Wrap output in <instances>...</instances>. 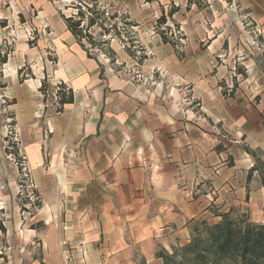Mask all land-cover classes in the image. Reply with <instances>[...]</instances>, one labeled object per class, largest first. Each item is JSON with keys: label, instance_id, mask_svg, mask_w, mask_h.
<instances>
[{"label": "crops", "instance_id": "crops-1", "mask_svg": "<svg viewBox=\"0 0 264 264\" xmlns=\"http://www.w3.org/2000/svg\"><path fill=\"white\" fill-rule=\"evenodd\" d=\"M30 3L44 36L41 69L19 85L36 126L23 153L56 239L42 247L50 261L64 264L60 236L85 264H162L158 249L187 243V223L208 208L264 197L255 173L247 181L256 159L264 165V0H155L160 15L187 5L172 15L181 55L159 34L142 37L134 75L90 54L49 0ZM246 22L260 32L255 53ZM44 81L71 103L46 112Z\"/></svg>", "mask_w": 264, "mask_h": 264}, {"label": "rangeland", "instance_id": "rangeland-1", "mask_svg": "<svg viewBox=\"0 0 264 264\" xmlns=\"http://www.w3.org/2000/svg\"><path fill=\"white\" fill-rule=\"evenodd\" d=\"M49 1L62 20L72 18V22L79 23L82 31L80 41L90 54L113 63L116 69H124L129 75L135 74L146 52L141 38L152 33L160 36L163 33L181 55L183 33L172 16H167L170 7L165 13L161 9L166 20L165 24L158 25L161 15L155 14L158 10L155 0ZM30 2L0 1V60L5 58V63L0 62V264H55L48 259V253L42 252L46 241L52 245L56 239L50 233L47 208H44L34 189L32 174L23 153L33 135L30 129L36 126L27 125L22 117L27 109L23 102L24 87L19 85L32 77L31 72L41 69L36 52L39 50L38 40L44 36L35 21L37 11ZM186 7L182 10L177 8L173 17L184 16ZM91 20L94 25L89 26ZM249 47L252 53L260 51L259 39ZM48 53L52 63V54ZM16 67L19 69L15 73ZM12 80H15L14 85H11ZM58 91L47 83L41 88L40 93L48 101V106L53 104L45 108L46 112L51 113L58 108L53 96ZM257 177L255 173V179ZM255 198L251 206L239 204L233 208L251 220H264V197L256 195ZM230 206L233 205L220 210L226 211ZM202 218H207L209 223L216 221L210 213ZM57 242L65 249L62 254L64 264H85L83 260L87 254L72 253L67 248L68 243L60 236ZM141 263L139 259L138 264Z\"/></svg>", "mask_w": 264, "mask_h": 264}, {"label": "trees", "instance_id": "trees-1", "mask_svg": "<svg viewBox=\"0 0 264 264\" xmlns=\"http://www.w3.org/2000/svg\"><path fill=\"white\" fill-rule=\"evenodd\" d=\"M177 8H171L167 13L171 17ZM166 16L161 14L158 25L165 24ZM68 30L80 41L82 31L79 23L72 22V18L64 19ZM94 25V21H89V26ZM165 42H170L161 33ZM82 46H84L82 44ZM1 63H5V58H1ZM42 82L39 90L43 87ZM56 112L60 111L61 106L72 101L71 91L63 84H57ZM229 93L232 94L235 90ZM257 173L260 184L264 188V165L261 159H256L255 165L247 175L250 181L253 174ZM211 218L215 222L209 223L207 218L190 220L188 225L189 239L183 245H176L167 252L159 248L155 258L162 264H264V221L253 222L250 218L240 213L237 208L230 207L226 211L214 206L208 208ZM141 264H144L143 262Z\"/></svg>", "mask_w": 264, "mask_h": 264}, {"label": "built area", "instance_id": "built-area-1", "mask_svg": "<svg viewBox=\"0 0 264 264\" xmlns=\"http://www.w3.org/2000/svg\"><path fill=\"white\" fill-rule=\"evenodd\" d=\"M244 27L247 28L246 29V34L250 37L251 39V42H248V45H254L256 43V41H258V37L260 36V32L259 30H257L256 28H253L252 27V24L251 22H246L244 24ZM236 78V70L235 68L232 69V72H231V80L229 82V85H228V88H227V92L230 93L232 90H233V87H234V84L235 82L233 81V79Z\"/></svg>", "mask_w": 264, "mask_h": 264}]
</instances>
